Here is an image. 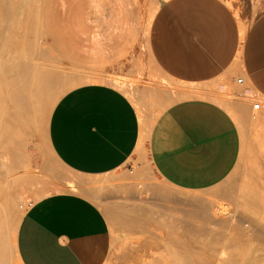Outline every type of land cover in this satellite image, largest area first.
<instances>
[{"label": "rangeland", "instance_id": "1", "mask_svg": "<svg viewBox=\"0 0 264 264\" xmlns=\"http://www.w3.org/2000/svg\"><path fill=\"white\" fill-rule=\"evenodd\" d=\"M162 1L138 0V20L131 30L135 34L126 33L129 22L123 23L122 38L98 34L91 42V34L53 33L61 37L64 52L59 55L44 36L45 0H0V152L5 148L9 161L15 154L24 161L15 175L7 176L12 184L6 199L12 193L13 203L8 199L11 206L0 212L1 263L21 264L15 250L21 217L35 200L59 190L62 179L71 177L47 143L51 109L74 86L108 82L120 88L135 105L141 132L136 156L129 157L116 171L93 178V190L87 193L105 214L110 228L111 249L104 264H264V131L251 136L237 164L223 180L202 188L167 181L149 157L146 126L174 100L194 94L212 98L230 112L239 127L247 116L246 105L253 111L249 119L254 122L255 118L258 124V110H253L252 104L263 102L259 93L245 88L246 82L243 86L237 84L241 76L237 71H230L227 77V84L234 90L231 86L225 89L223 75L198 88L168 80L153 62L148 48L147 27ZM224 1L238 20L242 42L248 21L264 9V0ZM52 2L56 5V0ZM58 24L50 23L54 27ZM120 47L130 52L115 61L113 53ZM107 57L115 60L104 63ZM4 106H11L16 113L13 109L8 113ZM11 112L25 118L10 117ZM253 125L249 123V128ZM12 131L16 132L14 138ZM16 135L24 141L21 138L16 144ZM9 148L14 155H10ZM69 187L75 190L73 184ZM145 193L146 197L142 196ZM158 251L162 253L156 254Z\"/></svg>", "mask_w": 264, "mask_h": 264}, {"label": "crops", "instance_id": "2", "mask_svg": "<svg viewBox=\"0 0 264 264\" xmlns=\"http://www.w3.org/2000/svg\"><path fill=\"white\" fill-rule=\"evenodd\" d=\"M52 1L45 0L44 36L59 55L64 52L61 37L53 33L91 34V42L98 34L122 38L121 24L129 22L126 33L135 34L131 30L138 20V0ZM147 34L151 58L168 80L198 88L223 75L226 89L231 86L228 74L237 71L245 88L263 97L258 124L249 119L253 111L248 105L239 127L224 106L194 94L164 106L146 126L149 157L161 177L187 188L220 182L251 136L264 131V9L248 21L241 42L238 20L224 0H163ZM128 51L120 47L113 53L116 60L107 57L104 63L118 61ZM140 132L135 105L111 83L79 84L57 100L48 116L46 139L71 177L62 179L59 190L35 200L21 217L15 234L21 264L105 263L111 249L109 224L87 193L93 190V178L136 156Z\"/></svg>", "mask_w": 264, "mask_h": 264}, {"label": "bare ground", "instance_id": "3", "mask_svg": "<svg viewBox=\"0 0 264 264\" xmlns=\"http://www.w3.org/2000/svg\"><path fill=\"white\" fill-rule=\"evenodd\" d=\"M27 71V70H26ZM23 73V72H22ZM24 74V73H23ZM27 73H25L24 75H26ZM237 84H239V83H237ZM243 84H244V81H243V83H241V84H239V86H243ZM26 86V85H25ZM232 87V86H231ZM235 87V86H234ZM232 89L234 90V88L232 87ZM17 100V99H16ZM16 100L14 101V104L16 105ZM2 101V100H1ZM1 101H0V104H1ZM5 101V100H4ZM18 103L20 104V102L17 100V105H18ZM254 104V103H253ZM253 104H252V109L253 110H255V111H257L258 109H254L253 108ZM10 105V104H9ZM16 105V106H17ZM12 107H13V105H11ZM11 106H9V107H7V108H5V106H4V108L5 109H7L8 111L9 110H11V109H13V108H11ZM18 107H19V105H18ZM16 108V107H15ZM19 109H21V111H23L22 110V108H19ZM24 109V108H23ZM18 110V109H17ZM3 111V107L2 106H0V113ZM12 112H15L16 113V111H14V109L12 110ZM11 112V113H12ZM24 112V111H23ZM8 113H10V111L8 112ZM17 113H20V111H18ZM7 115V114H6ZM3 115H1L0 114V124H1V118H3L2 117ZM19 117L20 119H24L25 118V116L23 117V116H20V115H18V114H15V115H13V113L10 115V117ZM4 117H5V115H4ZM11 120H12V118H10ZM258 119V118H257ZM254 120L255 121H257L255 118H254ZM254 121V122H255ZM8 122H9V119H8ZM11 123V122H10ZM17 123V122H16ZM18 125V124H17ZM20 126V125H19ZM9 131V130H8ZM2 132H3V129H1V126H0V135L2 134ZM16 133V132H15ZM13 131H12V136H13V138H14V134H15ZM10 134V133H9ZM17 137H15V139H14V141H16V139H18V135H16ZM21 136H20V140H21ZM17 140L16 141V144H18V142H20V140ZM12 140V139H11ZM22 140H23V138H22ZM0 141H2L1 140V137H0ZM24 141V140H23ZM13 142V141H12ZM22 142V141H21ZM2 143V142H1ZM27 143V142H26ZM8 144H10V143H8ZM21 144V143H20ZM20 146H22V145H20ZM4 148V147H3ZM11 148H13V147H11ZM11 148H9V150L11 149ZM7 149H8V147H7ZM16 149V148H15ZM23 149V148H22ZM11 151V154L10 155H12L14 152H12V150H10ZM5 152V153H4ZM7 152H9V151H7ZM21 152V151H20ZM6 155V157H7V154H6V150H5V148H4V151L3 152H0V169L1 168H4L5 169V171H1L0 170V212H1V214L2 213H4L3 212V210H5V208L8 206V207H10L11 205H10V202L9 201H12L13 200V198L11 197V195H12V193H11V195H9V198L8 199H10V197L12 198V200L10 199L9 201H8V199H6V197H8V196H6V194L8 193L7 192V188L9 187V185H10V183L11 182H9L8 183V178H7V176H9V174L11 173H14V174H12V175H15L16 173V171H18L19 170V168H21V166L23 165V158L21 157V156H18V155H16L15 153V156L13 157V159L11 160V161H9V155H8V159L5 157V155ZM13 154V155H14ZM3 155H4V160L2 159L3 158ZM20 155H22V154H20ZM10 157H12V156H10ZM3 169V170H4ZM18 173V172H17ZM4 174H5V176H4ZM11 174H10V176H11ZM4 178H6L5 180H4ZM8 179V180H7ZM12 184V183H11ZM123 184V183H122ZM10 187H11V185H10ZM147 187V186H146ZM150 187V186H149ZM14 190V189H13ZM15 191V190H14ZM17 191V190H16ZM147 191V190H146ZM145 191V192H146ZM7 192V193H6ZM142 192V191H141ZM144 192V191H143ZM148 193V192H147ZM140 194V193H139ZM8 195V194H7ZM142 195V194H141ZM15 196V195H14ZM13 196V197H14ZM142 196H145L146 197V193H145V195L143 194ZM170 196V195H169ZM173 197V196H172ZM144 198V197H143ZM164 198V197H163ZM162 198V199H163ZM166 198V197H165ZM167 199V198H166ZM169 199H170V197H169ZM168 199V200H169ZM174 199V198H173ZM160 200V199H159ZM8 201V202H7ZM158 201V200H157ZM169 201H171V200H169ZM174 202H175V200H173ZM7 203H9V204H7ZM13 203V201L11 202V204ZM164 203V202H163ZM16 206V205H15ZM8 207L6 208V209H8ZM12 208V207H11ZM202 208H204V205L202 206ZM145 215H147V214H145ZM145 215H143V218H144V216ZM148 216V215H147ZM0 217H2V216H0ZM3 217H4V215H3ZM147 218V217H146ZM4 219V218H3ZM6 220H8V218L6 219ZM14 220V219H13ZM146 220V219H145ZM150 220V219H149ZM0 222H1V220H0ZM10 222H8V224H9ZM2 224V223H1ZM0 224V225H1ZM169 232V231H168ZM5 243H6V241H5ZM2 246V245H1ZM2 252V251H1ZM163 252H164V250H163ZM162 253V251H158L156 254H161ZM168 257V256H167ZM164 258V257H163ZM155 259V258H154ZM157 260V259H156ZM160 260V259H159ZM171 261V260H170ZM156 262V261H155ZM6 264H7V262H5ZM0 264H3V262L1 263V259H0Z\"/></svg>", "mask_w": 264, "mask_h": 264}, {"label": "built area", "instance_id": "4", "mask_svg": "<svg viewBox=\"0 0 264 264\" xmlns=\"http://www.w3.org/2000/svg\"><path fill=\"white\" fill-rule=\"evenodd\" d=\"M243 81H244V80H243L242 76H239V77H237V79H236V82L239 83V84L243 83ZM260 104H261L260 102H255V103L253 104V108H254V109H258Z\"/></svg>", "mask_w": 264, "mask_h": 264}]
</instances>
